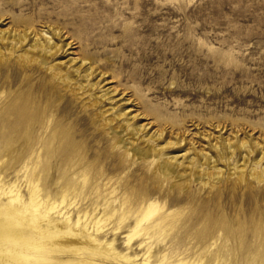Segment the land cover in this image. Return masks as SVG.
Masks as SVG:
<instances>
[{"label":"rangeland","instance_id":"rangeland-1","mask_svg":"<svg viewBox=\"0 0 264 264\" xmlns=\"http://www.w3.org/2000/svg\"><path fill=\"white\" fill-rule=\"evenodd\" d=\"M26 29L41 36L61 32L74 45L72 54H59L46 68L29 66L17 52L12 56L4 52L3 62L0 56V225L16 229L24 238L18 245L0 246V255L8 259L1 263L143 264L137 242L128 243L132 221L116 231L121 212L99 234L87 228L91 217L78 225L74 210L70 222L53 216L51 223L33 227L35 214L23 184L25 170L39 161L45 183L58 177L46 189L52 188L58 200L67 176L55 165L61 156L57 147L67 139L74 170L86 176L82 209L91 208L85 197L103 184L128 199L141 184H155L164 202L186 198L176 207L183 214L168 237L180 238L182 246L170 259L175 261L172 257L178 255L203 261L200 264L256 262V252L243 246L221 247L227 234L216 235L218 244L213 247L197 234L213 218L228 219L226 225L244 221L245 195L264 187L250 174L257 147L250 164L237 167L246 153L240 143L257 142L264 149V0H0V30L19 34ZM56 40L62 44L63 40ZM69 59L77 60L76 65L85 61L98 79L104 74L109 84L88 93L77 88L81 80L65 85L60 80L64 72L50 67L70 63ZM107 88L110 93L117 91L115 99L125 97L117 106L136 116L132 125L163 132L157 143L184 141L167 151L170 156L209 153L220 175L207 165L194 166L190 177L192 170L184 164L174 177L156 183L153 166L135 158L131 145H141L148 133L139 140L131 138L130 129L121 127L124 121L115 120L108 110L109 101L95 98ZM10 100L26 108L22 121L14 122ZM41 110L47 116L30 134V115ZM225 139L235 152L224 153L223 161L212 145L223 147ZM206 170L208 177L197 180L196 175ZM18 190L22 199L13 202L11 191ZM216 205L221 209L211 214ZM261 205L264 217L263 200ZM201 210L206 212L197 219ZM245 239L251 242L255 237L250 234Z\"/></svg>","mask_w":264,"mask_h":264},{"label":"bare ground","instance_id":"bare-ground-1","mask_svg":"<svg viewBox=\"0 0 264 264\" xmlns=\"http://www.w3.org/2000/svg\"><path fill=\"white\" fill-rule=\"evenodd\" d=\"M56 39L63 40L62 44ZM66 40L67 37L61 32H54L52 36H47V34L44 33L41 36L37 34V32L29 29L19 34H7L0 30L1 61L3 62L5 60L4 54L6 52H8L10 56L17 52L20 53L19 56L21 59L29 62V66L36 63L41 68H46L53 61H57L59 54H72L69 51H72L74 43H67ZM76 61L77 60L69 59L70 63L67 64L65 62L54 63L50 68L60 69L61 72H64L65 76L63 78L61 76L60 80L67 86L78 84L81 80L82 82L77 88L84 93H88L89 91L93 92L94 88L100 87L103 84V87H105L109 84L105 82L104 74L98 79L99 75H94L95 71L90 66L87 68L85 61H80L81 64L79 65H76ZM93 80L97 81L92 83ZM108 90L109 88L105 89L104 94L100 97L95 95V98H99L102 102L109 101L110 106L108 110L114 115L115 120L124 121L121 127L125 130L130 129L131 138L139 140L143 132L148 133L143 137L141 145L134 146V142H131V145H133L132 150L135 158L137 157L138 160L153 166L151 174L157 177L156 183H159L160 179H167L171 176L174 177L175 174L181 172L184 164H187V166L184 167L185 169L192 170V173L190 172L188 174L190 177L194 175V166L202 168V166L207 165L209 169L215 168L217 177L220 175L221 169L218 168V164H215V160H213L209 153H194V156H192L191 153L186 152L182 155L170 156L167 151L177 145H182L184 141L180 140V142L177 143L164 141V145L157 143L163 138V132L151 133V129L147 128V125H140L138 123L132 125L133 123L131 121H135L136 116L130 117L131 110L127 109V107L124 108L121 105L117 106V102L124 100L125 97L123 96L120 99H115L117 91L110 93ZM9 102L14 115V122L22 121L24 114H26V108L14 103V100H10ZM46 114V111L42 112L41 110L33 112L30 115L32 121L27 123L30 134L34 133V131L39 128L43 122L41 120L43 117L47 116ZM108 123H113V120L110 119ZM70 141L69 139H67V141H62L57 147L61 156L56 160L55 165L60 168L58 172H61L63 177L67 176L65 184L63 185L62 183L58 200H54L56 192L52 188L50 191L46 192V189L51 187L58 177L53 176L50 184L45 183L43 179L44 170L43 168L41 169V164L38 163L39 161L33 163L31 168L27 167L25 170L23 184L28 188L30 200L29 207L35 214L33 227L39 229L42 223H51L53 216L56 218L62 217L66 219L67 222H70L73 217L72 211L74 210V213L76 212V214H78V225L87 222L91 217L90 222L87 224V228L92 230L93 233L99 234L106 230L117 213L121 212L116 231L123 230L125 224L132 221L128 243L131 244L132 241L137 242L138 248L143 252V264H164V262L172 260L169 258L170 254L176 251L178 252V248L182 246V240L178 237L173 239H168V237L179 224L178 218L183 214V211L176 207L186 198H170L168 201L164 202L161 200V198H163L162 190L158 188L157 185L148 184V186L142 187L143 185L141 184L139 188H136V191L133 192V199H128L125 194L122 196L120 193H116L115 190H107V183L101 185L100 188L95 187L90 195L85 197V200H88V203H90L91 208L82 209L79 207V204L81 201V188L86 180V176L84 173H77V171L74 170L75 164L71 161L73 152L69 148ZM225 141L223 147L216 143L212 145L213 149L219 153L223 161L225 159L224 153L233 155L235 152V150H231L232 145L228 143L226 139ZM238 147L246 153L243 154L241 158L243 162L237 167L249 165L250 154L254 152L253 147H257L258 154L253 162L250 174L254 180L264 184V149H262V146L257 142L254 144L252 142H242ZM127 149L129 148L127 147ZM182 151L183 150H181V152ZM67 165L70 166L71 170L69 169L67 171L64 169ZM243 171L244 168H239V172ZM204 173L205 174H197L196 179L203 180L207 178L208 171L206 170ZM149 179L150 177L148 174L146 176V181L148 182ZM98 192H101L99 196H97ZM11 194L12 197L15 198L13 202L21 201L22 197L19 190L17 193L11 191ZM245 197L243 202L244 221H239L238 224L226 225L229 222L228 219L220 220L213 218V220H210V222L204 226L203 230L197 234V237L203 238H200L201 240L205 239L206 242L208 241L209 247H213L218 244L216 235L220 236L227 234L226 240L223 243L220 242L221 247H229L231 245L232 247L243 246L252 253L256 252L255 255L257 254L258 260L253 262V264H262L264 262V217L261 209V200L264 202V187L254 191L251 196L248 197L245 195ZM219 209H221V206L216 205L214 210L210 213L219 212ZM205 212L206 210H201L197 219H201ZM250 216L251 219L249 218ZM250 234H253V237H255V240L251 242L249 239H245V236H249ZM23 240L22 234L16 229L10 226L0 225V246L5 243L18 245ZM210 240L212 241L210 242ZM172 256H174V254H172ZM3 258L4 257L0 255V264H2L1 260H3ZM172 258L177 259H175V261L172 260L174 262L170 261L168 264L203 263V261L199 262L195 259L192 261L191 258L188 259V257L178 258V255Z\"/></svg>","mask_w":264,"mask_h":264}]
</instances>
